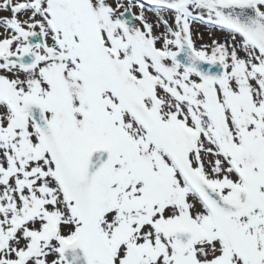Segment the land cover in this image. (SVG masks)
I'll return each mask as SVG.
<instances>
[{
	"label": "snow or ice",
	"instance_id": "snow-or-ice-1",
	"mask_svg": "<svg viewBox=\"0 0 264 264\" xmlns=\"http://www.w3.org/2000/svg\"><path fill=\"white\" fill-rule=\"evenodd\" d=\"M0 264H264V0H0Z\"/></svg>",
	"mask_w": 264,
	"mask_h": 264
}]
</instances>
